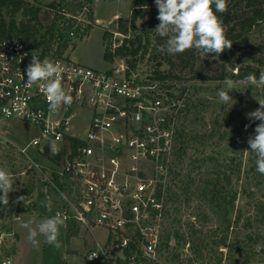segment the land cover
<instances>
[{
    "label": "rangeland",
    "instance_id": "obj_1",
    "mask_svg": "<svg viewBox=\"0 0 264 264\" xmlns=\"http://www.w3.org/2000/svg\"><path fill=\"white\" fill-rule=\"evenodd\" d=\"M51 4L55 6L50 8ZM24 5L41 9L37 23L40 29L51 25V9L75 18V34L66 51L75 62L109 70L122 64L129 66L131 61L141 76L158 80L188 105L181 138L184 157L176 166L180 177L173 179L168 188L170 211L164 225L163 240L170 237L176 246L162 243L163 263L264 264V175L257 172L258 157L247 143L260 121H250L246 116L260 107L257 100H264V87L243 84L241 91L230 90L234 101L228 104L217 95L220 90H228L225 78L233 79L239 69L248 71L252 67L259 74L264 71V22L250 33V46L243 43L221 58H214L195 49L182 54H169L166 48L158 50L167 39L155 31L158 19L149 24V13L132 27L131 0H25ZM2 16L6 22L11 20V13L6 10ZM24 19L28 18L21 10L15 20ZM126 25L130 27L128 35L120 33ZM125 39L133 40L134 48L140 52L107 63L105 45L116 49ZM77 114L74 130L84 134L90 113L77 109ZM245 125L249 127L245 129ZM7 131L8 138L21 147L41 133L37 125L15 119L7 122ZM31 153L34 155L33 150ZM15 156L11 151L0 154V167L17 169ZM42 162L53 165L44 159ZM39 188V180L33 174L24 180L16 177L9 204L0 203V264L9 259L12 264H87L88 252L97 242H104L106 231L97 229L92 234L76 226V235L64 223L59 249L45 243L43 236L38 237L39 250L27 242V230L20 224L32 217H51L42 201L37 200ZM19 196H25V202L16 203Z\"/></svg>",
    "mask_w": 264,
    "mask_h": 264
},
{
    "label": "built area",
    "instance_id": "obj_2",
    "mask_svg": "<svg viewBox=\"0 0 264 264\" xmlns=\"http://www.w3.org/2000/svg\"><path fill=\"white\" fill-rule=\"evenodd\" d=\"M5 10L0 0V138L8 141L0 143V154L15 153L18 166L6 169L13 180L37 177V200L49 215L59 211L67 225L107 232L88 252L87 264H165L167 195L184 122L181 96L125 64L96 70L66 53L59 56L56 45L35 48L22 37L3 36ZM74 34L71 30L69 37ZM32 56L61 64L62 87L73 97L70 106L50 112L39 86L25 85ZM77 109L90 113L84 134L73 127ZM13 119L37 125L40 136L16 145L7 131ZM53 143L58 153H50Z\"/></svg>",
    "mask_w": 264,
    "mask_h": 264
},
{
    "label": "clouds",
    "instance_id": "obj_3",
    "mask_svg": "<svg viewBox=\"0 0 264 264\" xmlns=\"http://www.w3.org/2000/svg\"><path fill=\"white\" fill-rule=\"evenodd\" d=\"M158 9L159 24L155 31L160 37H166L164 46L169 54H182L186 50H198L205 55L214 54L217 57L225 50L232 48L233 42L226 35L223 21L216 13L227 11V0H155ZM27 80L25 85L31 87L36 84L48 101L49 111L56 112L61 106H70L73 97L62 87L61 73L63 68L59 62H52L45 58L41 61L32 56L26 67ZM24 78V76H23ZM227 91L220 90L217 95L224 104L233 102L230 90L241 91V85L251 84L258 88L264 87V71L259 78L255 74H248L242 80L225 78ZM260 107L246 114L250 121H260L254 129V135L248 137L247 143L252 152L256 153V170L264 175V100H257ZM249 125H245L247 129ZM0 143L7 144V138H0ZM53 153L59 149L52 144ZM13 176L6 168L0 167V203L9 204V193L12 192ZM25 196L17 197L16 203L25 202ZM50 210V202H49ZM66 216L56 212L54 216L37 220L35 217L20 224L27 230L26 240L34 249L39 250L41 244L38 237L43 236L44 242L59 249L60 228L64 225ZM91 259V258H90ZM5 264H12L9 259Z\"/></svg>",
    "mask_w": 264,
    "mask_h": 264
},
{
    "label": "trees",
    "instance_id": "obj_4",
    "mask_svg": "<svg viewBox=\"0 0 264 264\" xmlns=\"http://www.w3.org/2000/svg\"><path fill=\"white\" fill-rule=\"evenodd\" d=\"M131 1L133 5L130 19L132 27L136 26L137 21L145 19L149 13H151L148 20L149 24L157 20L158 9L156 7L155 0ZM24 3L25 0H4L6 12L11 13V20L6 22L4 18L2 19V35L16 38L22 37L27 42H31L35 48L44 47L45 49H50L56 45L57 54L59 56L65 54L69 48V42L71 39V37H69V32L73 30L75 19L73 17L68 18L67 15L61 11L51 9L54 14L51 25L49 27L40 29L37 27V23H39L41 9L39 7H32L29 9L25 7ZM54 6V4H51L49 7L53 8ZM21 10H23V16L28 19L17 22L15 20V16ZM216 14L223 21L227 37L233 42L232 48L230 50H225L218 57L214 54L208 55L209 57L221 58L224 53H228L239 48L243 43L247 46H250V33L259 24L264 22V0H227V11L225 13ZM129 30L130 27L126 25L120 29V33L128 35ZM139 38L141 39V37ZM106 41L107 34L104 35V42ZM134 47L135 42L130 39H125L123 44L116 49H112V46L105 45L104 59L107 63H112L115 58L134 57L140 52L139 48ZM145 54L146 51L144 55ZM129 63V67L133 69L134 64L131 61H129ZM232 68L237 67L233 66ZM250 73L255 74L257 78H259V71H256L252 67H248V71L239 69L236 74H233V79L242 80ZM185 107H188V105H185ZM187 110L188 108L185 109L184 112ZM181 138L183 139V132L178 136L179 144L177 148V154L179 161L184 157L185 149L183 140H181ZM179 177L180 173L174 170L173 179H178ZM66 227L68 231H71L76 235L78 234V231L75 230V225L68 224ZM170 241V237H167L166 241L164 239V242L167 245H170Z\"/></svg>",
    "mask_w": 264,
    "mask_h": 264
}]
</instances>
